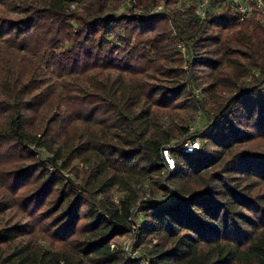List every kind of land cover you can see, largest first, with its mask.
Returning a JSON list of instances; mask_svg holds the SVG:
<instances>
[{
  "label": "trees",
  "instance_id": "16d2710c",
  "mask_svg": "<svg viewBox=\"0 0 264 264\" xmlns=\"http://www.w3.org/2000/svg\"><path fill=\"white\" fill-rule=\"evenodd\" d=\"M199 2L0 0V264H264V8Z\"/></svg>",
  "mask_w": 264,
  "mask_h": 264
},
{
  "label": "rangeland",
  "instance_id": "374dc122",
  "mask_svg": "<svg viewBox=\"0 0 264 264\" xmlns=\"http://www.w3.org/2000/svg\"><path fill=\"white\" fill-rule=\"evenodd\" d=\"M182 1V0H181ZM183 2V1H182ZM182 5V3L180 4ZM185 116V115H184ZM190 118L193 119V117L190 115L188 116ZM189 118V119H190ZM199 117H196V119L194 121H191L192 123H190V125H187L186 126V129H189L191 134H195L196 131L198 130H203L206 128V124H207V121L201 117L200 119H198ZM176 123L179 124V120L175 119ZM167 124H170L169 122H167ZM179 140H181V138L178 137ZM182 140H183V137H182ZM202 150V148L200 149ZM8 156V152L7 150H0V164L2 165H5L7 166L8 163H10L9 161V158L11 157H7ZM75 169H73V172H74V175H70L72 179L75 178V175L79 174L80 176L83 177V175L88 171L85 166H84V163H77L76 167L74 166ZM68 177V176H67ZM149 184H145V186L143 187L144 189V192L147 193V195H145V198L146 199H149V196H148V191H149ZM2 186H4V184H2ZM140 187H138L139 189ZM137 189V188H136ZM2 194V195H1ZM3 191L1 189V186H0V196H3ZM113 198H114V202L119 205V201L120 199L122 198V195L119 194L117 191H114V194H113ZM167 198L169 197H164L162 194H159L157 196V199L162 202V203H165L167 201ZM4 199V196L3 197H0V202ZM134 211V210H133ZM27 220V217L24 215V213L18 211V208H15L14 210H10L8 213H5V214H2L0 215V230L2 229H6V228H13L14 226H17V225H20V226H25L27 225L28 223V220ZM137 222L140 223L141 222V219L140 217H138L137 219ZM30 229H27L26 231H22L24 233H26L27 235L28 234H31V235H19L17 239H15V243H18L20 244L19 246L21 247H26L28 246L29 244H31V249L32 250H35V251H38V250H47V251H54L56 252L57 249H63L65 247H62V246H57L56 244H51V242H49L47 236H45L44 234L41 233V231L39 230L40 227H38L36 229L35 228V224L32 223V220H31V226H29ZM136 226L135 224L133 225V228L135 229ZM31 232V233H30ZM133 232L127 236V237H121V238H118L116 240H114L112 242V248H116L118 247L122 252L123 254L129 258L127 255H126V252H125V249L127 247V245H131L132 247H130L132 249V255H134L137 259L138 257L141 259L143 257V252H145V250L143 248H135L134 246V243H133ZM50 243V244H49ZM14 244H12V248L14 249ZM56 247V248H55ZM5 259L8 258V257H4ZM142 260V259H141Z\"/></svg>",
  "mask_w": 264,
  "mask_h": 264
},
{
  "label": "built area",
  "instance_id": "2783aa9c",
  "mask_svg": "<svg viewBox=\"0 0 264 264\" xmlns=\"http://www.w3.org/2000/svg\"><path fill=\"white\" fill-rule=\"evenodd\" d=\"M183 2H188V0H182ZM211 2L212 0H200L197 8H196V15L200 18V19H206L207 14L209 12L210 6H211ZM228 3H230L237 15H238V19H239V24L240 25H244L250 15L251 12V6L254 5L256 8H258L259 10L264 8L263 5V1L262 0H227ZM182 53H185V50L182 49ZM201 146L198 142H189L184 146V154L185 155H196L198 152H200ZM163 158L168 166V168L173 171L175 170V162L172 159L171 155H170V151L166 150L163 152ZM133 230H135L133 228ZM132 247L130 244L127 245L125 252L126 255L129 257L130 260L132 261H138V264H148L146 261L141 260L139 257L138 259L132 255V249L130 248Z\"/></svg>",
  "mask_w": 264,
  "mask_h": 264
}]
</instances>
